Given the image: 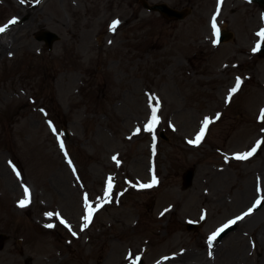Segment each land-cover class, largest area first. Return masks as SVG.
<instances>
[{
  "label": "rangeland",
  "instance_id": "rangeland-1",
  "mask_svg": "<svg viewBox=\"0 0 264 264\" xmlns=\"http://www.w3.org/2000/svg\"><path fill=\"white\" fill-rule=\"evenodd\" d=\"M143 1L192 11L168 19ZM217 7L218 0H0V25L17 20L0 33L11 45L0 57V264H132L137 256L138 264H264V238L248 221L211 249L198 245L264 199V144L234 159L264 141V55L253 51L264 44L256 35L264 6L222 0L219 14ZM214 15L231 33L220 44ZM46 30L58 35L50 49L38 38ZM237 78L243 86L228 100ZM151 95L159 123L147 132ZM205 117L213 122L204 139L189 144ZM153 175L156 185L139 186ZM109 176L111 202L81 231L84 195L95 207ZM24 187L31 198L20 208ZM253 211L264 223V203ZM46 213H59L71 231ZM187 253L192 261L182 260Z\"/></svg>",
  "mask_w": 264,
  "mask_h": 264
},
{
  "label": "snow or ice",
  "instance_id": "snow-or-ice-1",
  "mask_svg": "<svg viewBox=\"0 0 264 264\" xmlns=\"http://www.w3.org/2000/svg\"><path fill=\"white\" fill-rule=\"evenodd\" d=\"M19 2L21 4L25 3V0H19ZM40 0H36V3H39ZM222 0H218V7H217V14H219V3H221ZM264 18V17H262ZM15 23H17V20L15 18L9 20L6 24H4L3 26H0V33H4L11 25H14ZM120 24L119 20H114L112 21L111 25H110V31L115 32L117 29V26ZM212 29H213V34L218 36L219 35V30L217 28L216 25V16L214 15L212 17ZM257 37H259L262 41H264V28H261V30L259 32L256 33ZM111 43V42H110ZM261 47L260 43H257L256 47L253 49V51H257L259 50V48ZM241 85V80L239 78H237L235 86L232 87L229 90V94L227 99L231 100L233 94H235ZM155 100L156 103L155 105L152 104V101ZM159 106H160V102L158 100V98H156L154 95L149 96V108L151 111L150 117L147 121V123L144 125V131L147 132H153L157 126V124L159 123V117L157 115V112L159 110ZM217 119H219V114H217ZM258 119L261 122H264V109L261 110L260 115L258 117ZM212 119L205 117L204 120L202 121V125L199 129V132L196 134L195 138L193 140H189L188 143L189 144H194V145H199L200 142L204 139L205 133L208 130L209 124L212 123ZM49 126L50 128H52L53 133H56V129L52 126L51 122H49ZM140 128L137 127L136 129V133L140 132ZM134 133V134H136ZM59 140V137H58ZM153 140H155V136H153ZM264 144V141H257L256 145L248 152L245 153H238L234 156V159L236 160H247L249 159L251 156H253L254 154H256L257 150L261 147V145ZM59 145L61 150H64V143L62 140L59 141ZM153 152H155V144H153ZM65 156H67V153H65ZM113 160L116 161L117 165L119 166V160H117V158L114 156ZM69 165H71V161L69 160ZM13 171H16L15 168H13ZM73 171H75V169H73ZM16 175L19 177L20 173L16 172ZM113 177L109 176L107 178V182H106V187L103 193V198H98V203L96 204L95 207L92 206V204L89 202V197L87 194L84 195V206H85V214L83 215L82 219H83V225L81 228V231H83L84 229H86L89 224L92 222V218L95 212H97L100 208H102L105 204L110 203L111 202V195H112V190H113ZM157 184V179L155 177V175H153L151 183L148 184H140L139 186L141 188H151L154 185ZM135 186V185H134ZM259 187L257 189V191H259ZM23 193H24V198L21 199L18 202V206L20 208H25L29 203H30V198H31V194H30V190L27 187H24L23 189ZM262 203H264V199H257L255 201V203L246 211L244 212L242 215L235 217L232 220H229L226 224H224L223 226H221L220 228H218L216 231H214L209 237H208V246L209 249L212 248L213 245V241L216 240V238L223 233L226 229L230 228L231 226L235 225L238 221L243 220L245 217L249 216L253 210L257 207H259ZM167 211V210H165ZM53 215H56L59 219H60V223L65 225L66 227H69V230L71 231L70 226L67 225V222L60 217L59 213H46V216H48L49 218H51ZM161 215H163V213H161ZM203 219V217H202ZM49 228L54 227L53 224H48L46 225ZM73 235H76L75 232L72 233ZM211 251H209V255L211 256ZM165 259H168L167 257ZM140 260V257L137 256L135 257V259L132 261V264H138Z\"/></svg>",
  "mask_w": 264,
  "mask_h": 264
},
{
  "label": "water",
  "instance_id": "water-1",
  "mask_svg": "<svg viewBox=\"0 0 264 264\" xmlns=\"http://www.w3.org/2000/svg\"><path fill=\"white\" fill-rule=\"evenodd\" d=\"M253 1H257L259 2L260 5L264 4V0H253ZM144 6L150 8V9H157L159 10L162 14L168 16V17H176V18H183L187 13H189V11L187 9H181V10H177V9H173L169 6H167L164 3H157V4H152V5H148L147 3L144 2ZM230 36L229 32H223L220 37L219 40L223 41L228 39V37ZM45 38L47 45L49 48H51V43L58 38V35L54 32L51 31H43L41 32V38ZM262 54H264V46L262 45L261 51ZM193 177V170L192 169H187L184 172L183 178H184V183L185 185H189L191 180ZM3 239V236L0 235V241Z\"/></svg>",
  "mask_w": 264,
  "mask_h": 264
},
{
  "label": "bare ground",
  "instance_id": "bare-ground-1",
  "mask_svg": "<svg viewBox=\"0 0 264 264\" xmlns=\"http://www.w3.org/2000/svg\"><path fill=\"white\" fill-rule=\"evenodd\" d=\"M222 30H224L223 28H222ZM221 43V42H220ZM219 43V44H220ZM9 46H11L10 45V42H9V40H7V41H2V40H0V57H1V54H3L4 52H6L8 49H9ZM239 63H241V62H238L237 63V65H239ZM259 85V84H258ZM264 85V84H263ZM242 86L243 85H241V87H240V89L238 90V92L241 90V88H242ZM262 88V87H261ZM256 92H255V97L256 96H259V93H258V91L257 90H255ZM237 92V93H238ZM236 93V94H237ZM259 98V97H258ZM263 102V101H262ZM262 104V103H261ZM260 104V105H261ZM259 105V106H260ZM259 106H258V108H259ZM248 188H247V190H245L244 191V194H243V189L241 190L242 192H240V194H242L243 196H246L247 197V195H248ZM245 198V197H244ZM263 204V203H262ZM262 204L260 205V206H262ZM259 215H257V212L256 211H253L249 216H247V217H245L244 219H243V221H248V222H250L251 224H253L254 226H256V225H258L257 226V228H258V234L259 235H261V237H263L264 238V223L260 220V217H258ZM240 221H238L237 223H239ZM236 223V224H237ZM213 244H214V241H213ZM198 245H199V250L200 251H203V246L205 245V246H207V247H209L208 246V240L206 241V243H202V242H199L198 243ZM213 246V245H212ZM202 252H200V254H201ZM192 257H193V253H187L186 255H184V256H182V260H184V261H192ZM194 264V263H193ZM199 264H203V263H199Z\"/></svg>",
  "mask_w": 264,
  "mask_h": 264
}]
</instances>
